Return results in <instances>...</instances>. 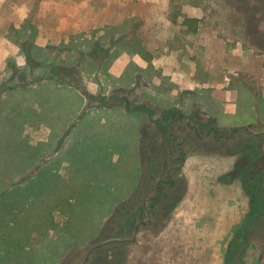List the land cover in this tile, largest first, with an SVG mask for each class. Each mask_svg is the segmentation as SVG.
<instances>
[{"label": "rangeland", "instance_id": "obj_1", "mask_svg": "<svg viewBox=\"0 0 264 264\" xmlns=\"http://www.w3.org/2000/svg\"><path fill=\"white\" fill-rule=\"evenodd\" d=\"M30 2L46 5L42 22L61 27L62 41L45 53L30 23L12 28L17 57L0 58V86L17 91L0 98L19 101L18 134L39 165L58 171L63 190L79 184L90 197L69 222L57 213L35 245L0 250V264H223L248 209L239 164L256 140L264 149V0ZM180 110L202 134L240 130L196 137L173 121ZM171 129L185 154L180 170ZM251 238L246 264H264V226Z\"/></svg>", "mask_w": 264, "mask_h": 264}, {"label": "trees", "instance_id": "obj_2", "mask_svg": "<svg viewBox=\"0 0 264 264\" xmlns=\"http://www.w3.org/2000/svg\"><path fill=\"white\" fill-rule=\"evenodd\" d=\"M195 22V18L184 17L180 24L185 26L186 30H195ZM15 87L9 86L2 91L0 86V95L5 91H15ZM27 87H30V90L35 88ZM8 103L6 99L0 98V110L3 108L6 111L5 114L0 113V117L8 120L5 126L0 128V250L14 256L35 245V240L44 237L49 229L55 228L57 213L66 217L69 222V218L75 216L77 207H83L82 197L86 195L88 201L90 196L82 191L79 184L74 185L75 188L67 187L63 190L58 171L39 165L42 155L38 156V150L29 151L28 142L18 134L20 122L14 118L20 112L17 110L19 101L11 106L16 108L14 111ZM22 108L24 109V106ZM148 113L151 111L148 110ZM9 114L13 117H8ZM172 117L174 122L183 119L194 135L200 138L212 135L216 140L232 139L240 130V127H236L228 131L215 125L202 134L200 127L192 122V115L176 111ZM168 136L179 151L176 155L179 163L173 169L180 170L185 154L181 151L177 135L170 130ZM244 151L242 158L245 161L239 164L238 173L248 199V209L233 230L223 264H246L247 247L253 244L251 237L256 230L264 226V186L261 181L262 171L259 170L257 161L264 159V149L256 140ZM168 182L170 186L175 185L173 176ZM161 186L162 184L158 183L156 194L152 197L153 203L162 195ZM2 258L3 254L0 253V259ZM258 263L259 260L256 259V264Z\"/></svg>", "mask_w": 264, "mask_h": 264}, {"label": "crops", "instance_id": "obj_3", "mask_svg": "<svg viewBox=\"0 0 264 264\" xmlns=\"http://www.w3.org/2000/svg\"><path fill=\"white\" fill-rule=\"evenodd\" d=\"M51 4L52 6L47 7H51L55 10L56 5L54 3H49L48 5ZM45 6V4H40L39 6L37 5L36 8H32V2H30V0H0V27H4L3 30L0 31V58H3L5 61L17 57V54L13 53L15 46L13 44L15 41L10 35L12 33L14 34V32H18L16 29L14 30L12 28L19 26H21V28L22 26L25 27L24 24L26 22L30 23L29 27L32 28L30 34L35 36L33 45H36L37 50L50 53L51 51L47 46L55 45L62 41L61 36L56 35L57 33L55 32V30L57 31L61 27L55 26L54 22H42L43 18L40 17V15L44 13ZM35 27H37V29H35ZM1 69H4V66ZM111 69L118 68H115L113 64ZM120 70L122 71L121 65L118 71Z\"/></svg>", "mask_w": 264, "mask_h": 264}, {"label": "flooded vegetation", "instance_id": "obj_4", "mask_svg": "<svg viewBox=\"0 0 264 264\" xmlns=\"http://www.w3.org/2000/svg\"><path fill=\"white\" fill-rule=\"evenodd\" d=\"M140 107H143V106L140 105ZM143 108H144V107H143ZM180 111H181V110H180ZM181 112H182V111H181ZM171 131H172V129H171ZM167 135H168V133H167Z\"/></svg>", "mask_w": 264, "mask_h": 264}]
</instances>
